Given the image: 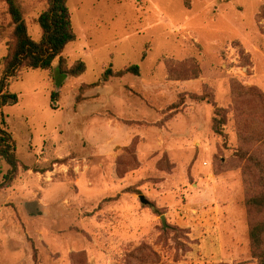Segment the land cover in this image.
I'll return each instance as SVG.
<instances>
[{"label":"rangeland","instance_id":"1","mask_svg":"<svg viewBox=\"0 0 264 264\" xmlns=\"http://www.w3.org/2000/svg\"><path fill=\"white\" fill-rule=\"evenodd\" d=\"M15 2L39 41L47 0ZM67 7L75 41L61 57L84 74L56 59L10 82L18 172L0 191V264H152L127 257L143 245L158 264H258L249 227L264 214L245 199L264 182L245 186L235 153L264 160V0ZM12 32L0 0V79ZM7 171L0 159V181Z\"/></svg>","mask_w":264,"mask_h":264},{"label":"trees","instance_id":"2","mask_svg":"<svg viewBox=\"0 0 264 264\" xmlns=\"http://www.w3.org/2000/svg\"><path fill=\"white\" fill-rule=\"evenodd\" d=\"M7 6V12L13 26V44L10 46L7 56L4 59L5 67L0 79V159L8 166V171L0 181V191L10 186L16 179L18 172V160L15 155L16 146L12 134L7 130L4 108L11 104H16L17 96L10 92V82L19 76L23 69L51 71L53 62L58 59V72L70 77H79L84 74L86 68L83 62L77 63L71 69L64 67V60L61 57L65 47L75 41V35L71 24V15L67 7L68 0H47V8L43 11L36 23L40 29L41 37L39 41H34L28 34L26 23L15 0H1ZM138 74V67L133 66L123 71L117 72L114 77L122 78L127 74ZM108 69L103 74V80L111 76ZM102 80V81H103ZM54 102V96H51ZM218 112L216 114L218 116ZM213 130L222 136V122L215 119ZM236 157L242 161L241 166L242 181L244 185L257 181L262 187L264 182V160L258 156L236 151ZM256 193L247 196L245 205L249 211L264 214V190L255 187ZM249 238L251 255L258 264H264V222L251 224L249 227ZM145 254V257L154 259L152 264H158L159 260L155 253L151 252L147 246H140L135 252L127 257L137 259ZM141 261L144 259H140ZM139 260V261H140Z\"/></svg>","mask_w":264,"mask_h":264},{"label":"water","instance_id":"3","mask_svg":"<svg viewBox=\"0 0 264 264\" xmlns=\"http://www.w3.org/2000/svg\"><path fill=\"white\" fill-rule=\"evenodd\" d=\"M140 200H141L142 202H144V200H143L142 197H140ZM161 221H162L163 225L165 226V219H164V217L161 218Z\"/></svg>","mask_w":264,"mask_h":264}]
</instances>
